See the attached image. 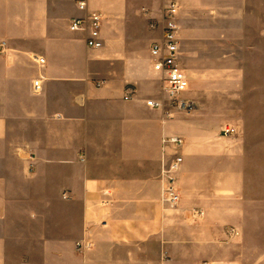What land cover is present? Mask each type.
Returning <instances> with one entry per match:
<instances>
[{
  "label": "crops",
  "instance_id": "0c3cea01",
  "mask_svg": "<svg viewBox=\"0 0 264 264\" xmlns=\"http://www.w3.org/2000/svg\"><path fill=\"white\" fill-rule=\"evenodd\" d=\"M79 1L0 0V264H171L177 246L194 247L196 264H264L216 249L238 239L225 230L235 171L218 167L234 165L237 138L146 105L162 89L150 25L168 0H89L85 11ZM178 1L181 62L183 50L207 57L203 43L212 58H264V0ZM91 11L102 15L98 48L70 30ZM170 136L184 141L173 209L161 179Z\"/></svg>",
  "mask_w": 264,
  "mask_h": 264
},
{
  "label": "rangeland",
  "instance_id": "374dc122",
  "mask_svg": "<svg viewBox=\"0 0 264 264\" xmlns=\"http://www.w3.org/2000/svg\"><path fill=\"white\" fill-rule=\"evenodd\" d=\"M206 46L209 48L204 52L207 57L195 59L183 50L182 60V67L191 80L188 98L193 101L194 109L200 112L196 115L195 111L192 114L173 112L171 118L166 116L165 111L162 112L166 119H171L174 123L180 120L194 123L198 121L210 136L220 132L223 135L222 128L225 125L235 127L236 134L231 136L237 138L234 165L220 160L218 167L219 171L226 170L225 173L234 170L237 187L243 185V196H238L240 189L237 188L235 202L230 206L233 211L226 220L230 225H224V228L227 227L226 235H233L238 239L226 246L219 245L216 249L221 254H226V251L230 254H264V58H212V44H201L202 49ZM244 62L248 66L245 73L235 74L237 69L233 67ZM158 100H165L162 89ZM229 120L239 122L229 123ZM210 227V223L203 225L204 230H209ZM231 229H234V233L230 232ZM236 229L241 230V233ZM244 237L247 238L246 243ZM211 251L212 248L205 247L202 256L207 257ZM171 253V264H196L187 261L196 257L194 247L177 246ZM155 257L153 252L145 253L147 260L151 261Z\"/></svg>",
  "mask_w": 264,
  "mask_h": 264
},
{
  "label": "built area",
  "instance_id": "2783aa9c",
  "mask_svg": "<svg viewBox=\"0 0 264 264\" xmlns=\"http://www.w3.org/2000/svg\"><path fill=\"white\" fill-rule=\"evenodd\" d=\"M89 0H80L78 7L85 11L88 8ZM98 1V0H90ZM180 9L178 0H168L162 9L160 21L152 23V29H160V37L153 42L150 48V61L154 72L158 76L162 90L165 93V100L148 99L146 105L149 108L165 111L167 117L171 118L173 112L191 113L195 105L188 98L190 92V80L186 71L182 67L180 43L178 37L179 26L177 15ZM102 15L97 11H91L84 18L74 19L70 24L72 32H86L88 34L86 44L89 48L101 46ZM39 64H44L43 58L35 57ZM40 82L36 81L34 87L38 90ZM130 100L131 96H126ZM222 133L226 137L236 134V129L232 125H225ZM165 148L173 150L171 158L166 156L162 161L161 179L163 185V202L171 208H176L180 203V193L177 187L178 174L183 164L181 149L184 141L178 136H170L163 139ZM202 211L197 212L198 217H202ZM230 232L234 233V229ZM81 245L77 244L80 249Z\"/></svg>",
  "mask_w": 264,
  "mask_h": 264
}]
</instances>
